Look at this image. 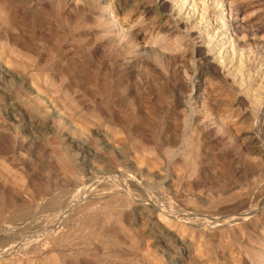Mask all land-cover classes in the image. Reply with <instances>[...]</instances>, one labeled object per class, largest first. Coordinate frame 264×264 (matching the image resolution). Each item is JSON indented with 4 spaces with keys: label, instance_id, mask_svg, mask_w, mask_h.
<instances>
[{
    "label": "rangeland",
    "instance_id": "obj_1",
    "mask_svg": "<svg viewBox=\"0 0 264 264\" xmlns=\"http://www.w3.org/2000/svg\"><path fill=\"white\" fill-rule=\"evenodd\" d=\"M191 8L0 0V264H264V0Z\"/></svg>",
    "mask_w": 264,
    "mask_h": 264
},
{
    "label": "bare ground",
    "instance_id": "obj_2",
    "mask_svg": "<svg viewBox=\"0 0 264 264\" xmlns=\"http://www.w3.org/2000/svg\"><path fill=\"white\" fill-rule=\"evenodd\" d=\"M173 2H174V5L179 8L180 11H186V15L189 14L190 10L192 9L191 6L194 5V0H173ZM231 10L232 9L230 8L229 14L226 16L224 14H222L218 18L215 17V15L213 17L208 16L205 21L206 23L205 28H203L202 30L199 28L201 30L200 31L201 37L208 43H211L212 45H214V49H216L215 52L217 53L215 58L217 59L220 57H225L229 55L231 50L234 49V48L232 49V46H231L232 40H233L232 37L235 36L234 34L237 32L238 29H236V21L233 18V13H232L233 10L232 11ZM191 16H193V19H195L196 17L195 14H191ZM199 19H200L199 21H203L205 17L202 16V17H199ZM254 100L256 101L257 98L255 97Z\"/></svg>",
    "mask_w": 264,
    "mask_h": 264
}]
</instances>
